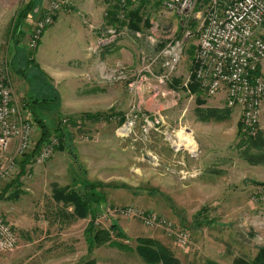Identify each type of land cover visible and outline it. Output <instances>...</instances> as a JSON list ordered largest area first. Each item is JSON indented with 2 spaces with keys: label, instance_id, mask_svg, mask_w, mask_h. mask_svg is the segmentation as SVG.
Wrapping results in <instances>:
<instances>
[{
  "label": "rangeland",
  "instance_id": "rangeland-1",
  "mask_svg": "<svg viewBox=\"0 0 264 264\" xmlns=\"http://www.w3.org/2000/svg\"><path fill=\"white\" fill-rule=\"evenodd\" d=\"M46 1L0 0V78L11 89L20 117L32 123L29 151L40 138V129L23 105L35 96L49 104L35 110L49 134L32 163L19 180L14 175L0 183V193L9 186L5 198L16 195L0 201V216L17 238L14 250L0 253V264H146L135 251L138 238L159 242L178 264L253 259L264 248V205L251 204L248 196L253 187L264 184V148L261 153L252 151L263 154L257 155L263 157L261 163H247L241 157L246 145L237 133L240 127L245 139L258 134L264 140V109L254 136L242 130L239 108H228L227 120L199 119L196 95L190 93L191 81L187 82L188 55L183 51L172 71L160 56L185 30L176 16L162 9L163 0L142 5V22L148 19V24L141 22L135 30L127 25L128 19L113 22L108 12L114 9L103 0H75L71 11L60 12L68 20H57L51 27L57 14L51 28L41 34L38 45L44 34L43 48L37 53V45L32 55L37 71L26 63L27 38L15 51L7 33L27 5L31 10L23 29L28 30ZM130 3L124 16L141 6V0ZM84 40L93 42L86 51L93 56L92 71L81 60L85 51L79 45ZM197 45L198 35L193 32L184 48ZM43 59L66 66L60 67L64 72L45 74ZM201 98L200 108H227L223 94ZM86 114H97L99 119L82 117ZM58 125L66 132L60 149ZM53 141L51 154L36 164L37 154ZM13 153L11 147L3 160ZM208 166L221 174L233 172L210 184L209 177L190 179ZM77 180L102 184L96 188L102 202L92 206L94 225L108 231L110 239L94 247L86 236L91 217L65 218L71 208L51 197L54 186L65 187ZM129 205L164 216L176 229L186 231L187 247L180 248L161 229L147 228L141 220L113 211ZM111 224L120 236L109 231Z\"/></svg>",
  "mask_w": 264,
  "mask_h": 264
},
{
  "label": "built area",
  "instance_id": "built-area-1",
  "mask_svg": "<svg viewBox=\"0 0 264 264\" xmlns=\"http://www.w3.org/2000/svg\"><path fill=\"white\" fill-rule=\"evenodd\" d=\"M114 7L122 19L130 0H103ZM68 0H48L26 34L29 50H34L41 34L54 17L66 8ZM162 9L176 16L185 28L180 40L167 44L160 52L172 71L178 64L185 42L198 35L193 61V78L199 91L213 98L223 94L227 108H239L242 130L247 136L257 134L259 116L264 109V0H163ZM189 22L194 23L193 30ZM190 81V76L187 82ZM11 89L0 78V183L18 174L15 158L31 149L32 123L18 114ZM54 141L44 146L35 163L51 154ZM13 156L3 160L10 148ZM249 202L264 205V184L249 193ZM124 218L141 220L147 228L161 229L174 238L180 248L188 245V235L176 229L164 216L135 206L113 210ZM16 234L0 216V253L14 250Z\"/></svg>",
  "mask_w": 264,
  "mask_h": 264
},
{
  "label": "trees",
  "instance_id": "trees-1",
  "mask_svg": "<svg viewBox=\"0 0 264 264\" xmlns=\"http://www.w3.org/2000/svg\"><path fill=\"white\" fill-rule=\"evenodd\" d=\"M148 0H141V6L136 8L133 11L127 12V14L122 18L126 21L128 19L127 25L130 27V29H137V27L142 22V5H144ZM131 3L129 2L128 5ZM160 2L155 3V6H159ZM114 10L111 9V11L108 12V15L110 19L113 20V22H118L117 13L115 14L114 11L115 8L112 7ZM31 8L27 5L25 6L19 13L16 15L15 20L12 21L11 27L8 30V37L9 41L14 44V50L18 51L16 46L19 45L20 41L24 38H26L27 30L25 31L23 29L24 22L26 21V18L28 14L30 13ZM126 12V10H125ZM117 18V21L115 18ZM127 17V18H126ZM120 20V19H119ZM122 20V21H123ZM122 23V22H121ZM142 23L145 25L148 24V19H145ZM50 27V26H49ZM189 29L193 30L194 23L189 22L188 25ZM181 28V27H180ZM181 30V29H180ZM180 32V31H179ZM196 50V47L189 46L186 49L184 48V54L188 55V58L191 60V66H190V93L193 95H196V115L201 119L202 121H223L227 120L230 114V110L228 108L223 109H212V108H200L204 105V100L201 98L203 94L199 91L197 84L194 82L193 78V59H194V52ZM33 52L34 50H28L27 53V62L31 63L33 65L34 59H33ZM34 69L37 71L38 68L36 65H33ZM48 102V101H47ZM49 105L45 101H42V99L38 96L30 98L27 102L24 103L23 107L27 108L28 111L31 114V117L34 119V121L39 125L40 129V138L37 140L35 146L31 151L24 154L17 162L19 167V172L16 176V180H19V178L24 175L26 171V167L32 163V160L34 156L36 155V152L38 151L39 146L42 144L43 141H45L46 137L49 134V131L46 129L44 123L38 118L35 110L36 109H45V107ZM82 117L87 118L88 120H97L99 119V115H90L86 114ZM121 121H123L121 119ZM61 123V122H59ZM59 128V125H58ZM61 128V127H60ZM57 129V136L60 139L61 144L58 149L62 147V144L64 142L66 132L63 128ZM240 128V127H239ZM238 128V138L242 145H246V149H244L241 152V157L244 161L247 163L254 165L261 163V158L257 155H263V154H254L252 153L253 150H257L260 153L263 151L264 148V140L262 139V136H259L257 134L256 138L248 137L245 139L243 136L244 134H241V128ZM15 180V181H16ZM75 181V180H74ZM79 181V182H78ZM76 184L68 185L65 187H58L54 186L52 189V200L56 204H60L64 208H71V212L69 214H65V218L77 220V219H83L87 216L91 217V220L89 222L88 228L86 229V236L88 237V240H90V247H94L98 244L104 243L109 241V232L105 230H100L99 228H96L94 225V219L95 215L93 212V205H99L102 202L101 194L96 191V188L102 187V184L98 183H91L88 181H82L77 180L75 182ZM9 186H7L3 192L0 193V201H3L5 199H13L16 197V195L8 196L7 198L4 197L6 193V189H8ZM109 231L111 233L116 234V236H120L121 234L118 232L116 225L111 224ZM135 251L137 252L138 256L146 263V264H178V261L173 258L171 253L159 242L150 239V238H138L137 239V247L135 248ZM82 264H94V261H87ZM205 264H216L213 261H207ZM234 264H264V248H259L257 254L255 257L251 260H245V259H236L234 260Z\"/></svg>",
  "mask_w": 264,
  "mask_h": 264
},
{
  "label": "crops",
  "instance_id": "crops-1",
  "mask_svg": "<svg viewBox=\"0 0 264 264\" xmlns=\"http://www.w3.org/2000/svg\"><path fill=\"white\" fill-rule=\"evenodd\" d=\"M74 2H76V1L75 0H70L66 8L71 11L74 8V5H75V4H73ZM75 11H76V9L74 10V12ZM57 20L65 22L66 20H68V16L66 18L64 13H62V14L59 13L56 16V18L54 20V23H53V25L51 27H54L55 26ZM51 27H49V28H51ZM49 28L47 30H45L44 34H46V32L49 30ZM44 34H43V36H42V38L40 40V43H39V45L37 47V53H38V51H39L40 48L41 49L43 48V46L41 47V45L45 42V39L43 40V37L45 36ZM72 38L74 39L75 37L72 36ZM92 44H93V42H91V40L89 41V43H87V41L84 40L79 45V46H81L82 50L85 51V56H82L83 58H81V60H84L85 61V67H86V70L87 71L88 70L89 71H92V69H93V60H92L93 56H92V53L91 54H87L86 53V51L89 50L88 48L89 47H92ZM42 55H43L42 53L39 54V59L40 60H41L40 57ZM81 60H79V61H81ZM42 62L44 63V65H43L44 67L41 70L45 74H47V75L62 73L64 71H62V69H60V67H62V68H65L66 67V66H61V65L59 66L55 60H52V61H49V62H44V59H43ZM214 152H215V148L209 150V154H213ZM211 161L212 162H216V159L215 160H211ZM205 167H207V166H205ZM202 170L203 171L197 172L196 174H194L193 176H191L190 179L191 180H198V179H203V177H209L207 179H208V181H210L209 182V184H210V183H214V181L217 180L218 178H225V177H227L231 172H233V170H228L227 171L228 173L222 172V174H221L220 171L218 172V171L212 170V169L209 168V166H208L207 170H205L204 168ZM203 172L205 174L207 173L208 176H204ZM253 190H254V187H253V189L250 192H252Z\"/></svg>",
  "mask_w": 264,
  "mask_h": 264
}]
</instances>
